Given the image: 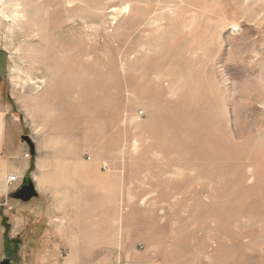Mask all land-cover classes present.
<instances>
[{"label":"rangeland","instance_id":"rangeland-1","mask_svg":"<svg viewBox=\"0 0 264 264\" xmlns=\"http://www.w3.org/2000/svg\"><path fill=\"white\" fill-rule=\"evenodd\" d=\"M0 52L29 165L0 264H264V0H0Z\"/></svg>","mask_w":264,"mask_h":264},{"label":"crops","instance_id":"crops-1","mask_svg":"<svg viewBox=\"0 0 264 264\" xmlns=\"http://www.w3.org/2000/svg\"><path fill=\"white\" fill-rule=\"evenodd\" d=\"M7 70L8 64L7 59L4 53L0 52V197L6 196V198H2L3 202H0V206H11V209L16 205H20L19 201L12 200L8 201V189L11 184L7 179L11 174L24 175L28 170V163L25 161L22 156L24 153L22 142V127L21 122L18 118L14 116L13 108L10 104V89L9 83L7 80ZM17 167L14 166L16 160H20ZM8 214V213H7ZM7 224L12 226V236L18 235L16 232V222L20 226V223H23V228L30 235V230L32 227L30 225H26L25 223L31 222V219L25 218H14V215L7 216ZM3 218L0 217V223H2ZM10 221V223H9ZM4 232L0 230V234ZM39 230L38 236H45L40 233Z\"/></svg>","mask_w":264,"mask_h":264},{"label":"bare ground","instance_id":"bare-ground-1","mask_svg":"<svg viewBox=\"0 0 264 264\" xmlns=\"http://www.w3.org/2000/svg\"><path fill=\"white\" fill-rule=\"evenodd\" d=\"M42 2V1H41ZM37 3V2H36ZM26 4V3H25ZM39 4V3H38ZM31 5V3H30ZM35 5V3H34ZM27 6V5H26ZM18 8V7H17ZM23 8V7H22ZM24 9V8H23ZM61 12V11H60ZM22 13V12H21ZM31 14V13H30ZM53 15V14H52ZM56 15V14H55ZM60 15V14H58ZM53 23V22H52ZM55 24V23H54ZM36 29V28H35ZM34 30V29H33ZM39 30V29H38ZM36 31V30H35ZM41 31V29H40ZM29 34V33H28ZM32 34V33H31ZM73 31L70 29L68 34H64V25H53L50 34L43 36L40 39L39 47H43L46 51V56L44 58V64L47 67L54 68V77L69 78L77 73L78 60L73 52ZM50 36V37H49ZM33 37V36H32ZM39 37V36H38ZM66 37V38H65ZM37 55V54H36ZM49 68V69H50ZM110 75V74H109ZM117 78V77H116ZM93 85V84H92ZM91 89V88H90ZM146 89V88H145ZM155 96V95H154ZM163 96V95H162ZM165 96V95H164ZM96 98V97H95ZM107 98V97H105ZM62 99L64 100V94H62ZM98 99V98H97ZM96 99V100H97ZM158 99V98H157ZM170 100V99H169ZM160 99L158 100V102ZM109 102V101H108ZM155 103V102H154ZM100 105V104H99ZM75 106V105H74ZM96 108V107H95ZM114 108V107H113ZM169 109V108H168ZM167 109V110H168ZM73 110V109H72ZM80 112V111H78ZM83 112V111H82ZM75 113V112H74ZM94 113V112H93ZM92 113V114H93ZM97 113V112H96ZM99 113V112H98ZM186 113V112H185ZM80 114V113H79ZM89 114V113H88ZM89 114V115H92ZM171 114V113H170ZM106 115V114H105ZM76 116V115H75ZM163 116V115H162ZM176 116V115H174ZM165 117V116H164ZM173 117V116H172ZM160 118V116H159ZM128 119V118H127ZM164 119V118H162ZM158 120V119H157ZM167 120V119H166ZM124 122V120H123ZM84 123V122H83ZM168 123V122H166ZM180 123V122H179ZM182 123V121H181ZM158 124V123H157ZM169 124V123H168ZM167 124V125H168ZM171 125V124H170ZM79 126V125H78ZM165 126V125H164ZM176 126V125H175ZM172 127V126H170ZM83 128V127H82ZM87 128V127H86ZM190 127H188L189 129ZM175 129V128H174ZM94 130V129H93ZM114 130V129H113ZM125 130V129H124ZM187 130V129H186ZM193 130V128H192ZM112 131V130H111ZM175 131V130H174ZM182 131V130H181ZM188 131V130H187ZM196 131V130H195ZM153 131H151L152 133ZM176 132V131H175ZM183 132V131H182ZM200 132V131H199ZM163 133V131H162ZM169 134V133H168ZM171 134V132H170ZM174 134V133H173ZM167 135V134H164ZM163 135V136H164ZM126 136V135H125ZM165 137V136H164ZM182 142V141H181ZM188 144V143H187ZM174 147V146H173ZM105 148V147H104ZM110 149V148H109ZM178 149V148H176ZM179 150V149H178ZM114 151V150H113ZM181 152V151H180ZM179 152V153H180ZM213 152H215L213 150ZM183 153V152H181ZM217 153V152H216ZM219 153V152H218ZM181 155V154H180ZM183 155V154H182ZM220 155V154H219ZM184 158V156L182 157ZM188 161V159H186ZM190 162V161H188ZM209 163V162H208ZM191 164V163H190ZM193 165V164H192ZM190 166V165H189ZM216 168V167H215ZM194 169V168H193ZM192 169V170H193ZM197 172V171H196ZM219 172V171H218ZM217 173V172H215ZM197 200V199H196Z\"/></svg>","mask_w":264,"mask_h":264},{"label":"water","instance_id":"water-1","mask_svg":"<svg viewBox=\"0 0 264 264\" xmlns=\"http://www.w3.org/2000/svg\"><path fill=\"white\" fill-rule=\"evenodd\" d=\"M35 197H37V192L35 191L32 180L30 178L24 179L23 185L20 187L16 198L28 202Z\"/></svg>","mask_w":264,"mask_h":264},{"label":"built area","instance_id":"built-area-1","mask_svg":"<svg viewBox=\"0 0 264 264\" xmlns=\"http://www.w3.org/2000/svg\"><path fill=\"white\" fill-rule=\"evenodd\" d=\"M19 182V178L18 176H12L10 179H9V183L12 185L13 183H17Z\"/></svg>","mask_w":264,"mask_h":264}]
</instances>
